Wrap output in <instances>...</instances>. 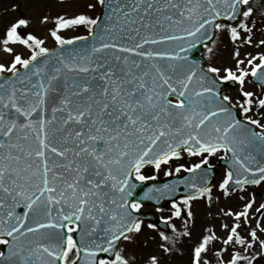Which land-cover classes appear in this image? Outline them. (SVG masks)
<instances>
[{
    "label": "snow or ice",
    "instance_id": "6c2138e0",
    "mask_svg": "<svg viewBox=\"0 0 264 264\" xmlns=\"http://www.w3.org/2000/svg\"><path fill=\"white\" fill-rule=\"evenodd\" d=\"M10 8L18 15L0 34V264L176 255L264 264V4L89 0L55 16L48 0ZM37 24L51 25L56 46ZM221 45L230 62H217ZM162 166L175 178L138 197ZM165 197L170 212L153 221L146 203ZM200 200L215 205L217 223L195 233Z\"/></svg>",
    "mask_w": 264,
    "mask_h": 264
},
{
    "label": "rangeland",
    "instance_id": "374dc122",
    "mask_svg": "<svg viewBox=\"0 0 264 264\" xmlns=\"http://www.w3.org/2000/svg\"><path fill=\"white\" fill-rule=\"evenodd\" d=\"M19 0H0V34L3 33V29L6 26V23L13 19L18 13L11 11L10 6L13 3H17ZM89 2V0H48L49 8L48 11L52 16H55L58 13L67 12L68 14H75L79 11H86V4ZM261 4H264V0H259ZM5 9H8L7 12H5ZM99 9H97V12ZM51 25H35L36 31L41 36V38H44L46 40V46L48 47H54L56 46V41L54 38H52L49 35V29ZM87 29L81 27V28H74L71 30H63V34L66 37H71L73 35H83L86 34ZM224 42L227 43V39L224 38ZM230 48V46H229ZM25 52L27 50H24ZM203 55H205V52L203 50ZM217 62H230L228 59V50H225L223 48V45H221L220 48V55L217 58ZM249 88H256L257 86L254 83H249ZM225 91L229 94H232L234 99H236L239 96L238 90L236 88L227 87L225 88ZM185 162H194L193 158H185ZM175 163V162H174ZM167 166H162L161 171L158 174V179H164L167 178V176L164 175V171L166 170ZM152 169L149 168V172H151ZM224 172V167H222L218 173L217 181L220 180ZM222 203H228L231 205H235L239 203L235 197H233L231 200H224ZM171 209V205L165 208L163 211L156 212L158 216L160 215H168ZM215 205L212 206L210 209L206 202L204 200L196 201L194 202V211L197 213V225L195 229V233H199L202 231V228L206 225H210L211 223H217V221L214 219L213 216H209L208 213L210 211H214ZM146 210L151 211L152 208L146 206ZM180 227V222L178 220L175 221ZM154 235V233H153ZM165 264H188V256H180L176 255L172 257L171 259H167L165 261Z\"/></svg>",
    "mask_w": 264,
    "mask_h": 264
},
{
    "label": "water",
    "instance_id": "95a60500",
    "mask_svg": "<svg viewBox=\"0 0 264 264\" xmlns=\"http://www.w3.org/2000/svg\"><path fill=\"white\" fill-rule=\"evenodd\" d=\"M201 50H202V48H199V47H198V50L196 51L195 58H197V59L201 58V56L198 55V53L201 52ZM217 170H218V166H217ZM217 170H216V172H215V175H216V173H217ZM187 175H188V173H186L184 176H187ZM174 178H175V177H174ZM174 178H172V179H174ZM172 179L166 180V181H164V182H158L157 184H162V183L168 182V181H170V180H172ZM148 186H151V184H146V183H144V184L141 185V188L137 190V195H138V197L142 195V189L146 190V188H147ZM169 199H170L169 197H165L164 199L160 200L159 202L152 201V202H149V203H155L156 205H158L159 207H161V206H163L165 203H167V202L169 201Z\"/></svg>",
    "mask_w": 264,
    "mask_h": 264
}]
</instances>
